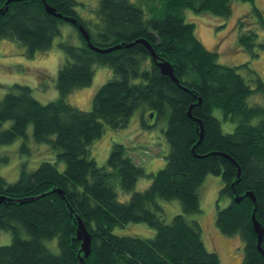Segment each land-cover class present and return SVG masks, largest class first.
Wrapping results in <instances>:
<instances>
[{
  "label": "trees",
  "instance_id": "1",
  "mask_svg": "<svg viewBox=\"0 0 264 264\" xmlns=\"http://www.w3.org/2000/svg\"><path fill=\"white\" fill-rule=\"evenodd\" d=\"M232 1L137 0L134 4L99 0L98 22L92 25L78 17L75 0H0V41L23 46L29 58L52 47L60 34L59 25L66 22L63 18L75 19L95 48L146 40L157 62L168 63L179 83L161 74L142 44L95 53L77 25L66 22L77 30L82 44H59L66 57L57 72L59 98L41 105L28 87L14 85L0 99V146L24 137L31 125L35 142L49 144L57 162L65 165L64 172L51 162L41 163L33 172L22 168L15 184L0 177V231L13 236L9 246H0V264H79L78 257L84 259L83 264H220L218 256L204 247L197 223L188 224L183 215H177L166 224L157 203L177 200L184 215L199 213L198 190L210 174L223 183L217 205L229 201L226 208L218 205L215 226L223 237H240L242 264H264L251 221L255 209L264 235V84L257 80L253 88L237 73L239 67L219 65L217 53L200 44L194 24L186 23L183 13L189 10L224 18L231 14ZM43 2L61 19L47 14ZM253 14L264 30V14L257 8ZM244 25L239 22L240 30ZM256 39L254 31H247L237 43L256 56ZM259 48L264 50V44ZM95 66L110 68L113 77L93 96L91 110L83 112L66 104L70 93L92 84ZM254 94L262 95V102L248 106ZM143 106L157 117L167 116L165 137L170 151L165 168L145 175L118 144L113 145L105 166L97 167L89 157L93 141L101 138L105 126L116 131L125 128L134 111ZM218 109L224 121L235 123L232 133L223 134L220 129V121L213 116ZM195 120L204 130L198 146L200 131ZM5 122L11 126L3 130ZM2 163L6 158H0ZM145 177L151 180L147 190L134 192L136 182ZM115 184L129 196L126 203L116 199ZM246 193L253 194L255 204ZM235 196L242 200L236 203ZM76 218L90 235V255L85 258L77 240ZM129 223H144L155 230V236L144 240L113 235V229ZM52 239H56L58 254H51L43 244ZM261 247L264 253V237Z\"/></svg>",
  "mask_w": 264,
  "mask_h": 264
},
{
  "label": "rangeland",
  "instance_id": "2",
  "mask_svg": "<svg viewBox=\"0 0 264 264\" xmlns=\"http://www.w3.org/2000/svg\"><path fill=\"white\" fill-rule=\"evenodd\" d=\"M75 1L78 3L76 5L78 17L95 25L98 22L95 11L99 0ZM131 2L138 4L137 0H131ZM142 7L143 10L146 9L145 4H142ZM254 8L264 14V0H255L253 3L234 0L230 4L231 14L224 18L205 13L198 15L189 10L183 12L185 22L194 24V34L200 44L208 51L217 53V63L225 67H239L237 73L242 76L247 85L253 88L257 80L264 84V50L259 48V44H264V30L260 28L259 21L253 14ZM241 21L245 22L243 30L239 28ZM58 30L60 34L54 39L52 47L49 50L37 52L33 58L27 57L23 46L7 40L0 41V99H3L14 85L28 87L34 100L41 105L59 98L56 88L57 72L66 60L59 44L68 43L73 47H79L82 41L79 39L77 30L66 22L60 24ZM247 31H254L257 35L256 47L253 49L256 56L242 49L237 43L239 35ZM93 71L92 84L88 88L77 89L70 93L65 99L66 104L83 112L91 110L93 96L113 77V71L107 67L95 66ZM132 83L139 82L132 80ZM261 102L262 95L258 94L250 96L247 100L248 106L261 104ZM213 116L220 121L223 134L234 131L235 123L230 120L224 121L219 109L214 110ZM167 124V116L157 117L156 113H151L144 106L140 107L134 111L122 130H111L105 126L101 138L91 144L89 157L95 161L97 167L103 168L113 145H122L126 148V154L133 164L140 167L145 175L156 174L157 171L165 168L170 151L165 137ZM10 126L11 122H5L2 129H8ZM26 128L24 137L17 138L12 144L0 146V158H6V163L0 165V177L8 184L17 182L22 168L27 172H33L43 162L55 164L59 172L65 170L64 163L57 162L56 154L50 145L36 143L32 136L33 128L31 125ZM150 183L151 180L148 177L140 178L136 182L134 192L147 190ZM222 186L220 177L211 174L203 180L198 190L200 212L197 214L184 215L180 202L177 200L167 202L159 199L157 203L164 211L160 218L169 224L174 216L183 215L188 224L193 222L198 224L204 247L209 253H215L218 256L220 264H242L244 247L240 237H223L215 226L218 205L219 209L229 206L227 200H222L217 205L218 193ZM115 188L116 199L120 203H126L129 196L123 194L117 184ZM112 231L114 236L144 240L155 236V230L144 223H129L125 227H116ZM21 235L24 239H28V235L24 232ZM12 240L13 236L10 232L0 231V246H9ZM43 244L51 254L59 253L56 239L44 241Z\"/></svg>",
  "mask_w": 264,
  "mask_h": 264
},
{
  "label": "water",
  "instance_id": "3",
  "mask_svg": "<svg viewBox=\"0 0 264 264\" xmlns=\"http://www.w3.org/2000/svg\"><path fill=\"white\" fill-rule=\"evenodd\" d=\"M12 1H14V0H9V2H12ZM9 2H7L5 4V10H6L7 5L9 4ZM43 4H44V9L46 10L47 14H49L50 16H54L57 19H61V16L59 14H56L55 10L53 8L52 9L49 8L45 4V2H43ZM0 12H2V11L0 10ZM63 19L66 22H69L72 25H77L75 19L74 20H69L67 18H63ZM77 29L79 30V33H80L82 39H84V41L87 44L88 48L90 50H93L95 53L108 54L109 52L117 51L122 46H125V45H118V46H114V47H109L108 49L95 48L90 42L89 35H88V32L86 31V29H83V27L81 25H77ZM135 44H142L144 47H146L147 50L149 51L150 57L153 58L155 62H157V57H155V54H154V52L152 50V47H150L148 45V43L146 42V40H144V39H140V40H138L136 42H133V43H131L129 45H126L125 47L129 48L130 46L135 45ZM157 67L160 69V72H161L162 75H165L168 78H170L173 82H175V84H177V85L179 84L177 78L174 77L172 67H170V65L168 63H166V62H162V63L161 62H157ZM198 104H200V101L198 102ZM188 110L189 111H188L187 115L191 118V115H190V110L191 109L189 108ZM195 122L199 123V131H200V133H199V138H198V143H197V146H198V144H200L202 142V140H203L204 130L202 129V125H201V123L198 120L197 121L195 120ZM220 154L223 157H225L228 161H230V162L232 161L234 164H236L235 161L230 159L227 155H225L223 153H220ZM237 172H238L237 178H239V175H240L239 168H237ZM236 182H238V179L236 180ZM58 193L61 194L60 192H58ZM245 197H249L251 199L252 203L255 204V197H253V194L246 193ZM241 200H242V198H240V197H237V196L234 197V201L236 203H239ZM0 201H2L1 198H0ZM254 212H255V209L252 212L253 215H252L251 221H252L254 233L257 236L256 246H257L258 251L261 253V255L264 256V253H263L262 247H261V243H262L263 237H264L263 229L261 228V225L257 222ZM76 222L78 223L77 232H76L77 233V240H79L82 243L80 252L82 254H84V258H85V257H88L90 255L89 254L90 253V248H91L90 235L86 231L83 222H81L79 218H76ZM78 258H79V264H83V260L84 259L81 258V257H78Z\"/></svg>",
  "mask_w": 264,
  "mask_h": 264
}]
</instances>
